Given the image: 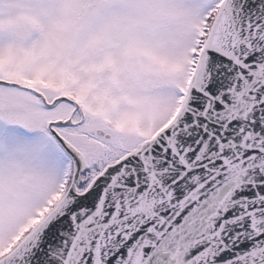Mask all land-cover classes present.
I'll return each mask as SVG.
<instances>
[{"label":"snow or ice","instance_id":"snow-or-ice-1","mask_svg":"<svg viewBox=\"0 0 264 264\" xmlns=\"http://www.w3.org/2000/svg\"><path fill=\"white\" fill-rule=\"evenodd\" d=\"M0 264H264V0H0Z\"/></svg>","mask_w":264,"mask_h":264}]
</instances>
